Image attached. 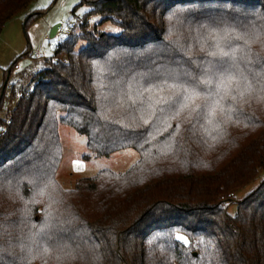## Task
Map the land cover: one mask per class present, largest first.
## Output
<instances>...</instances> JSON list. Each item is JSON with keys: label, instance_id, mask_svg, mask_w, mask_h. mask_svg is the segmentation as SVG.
I'll return each mask as SVG.
<instances>
[{"label": "trees", "instance_id": "obj_1", "mask_svg": "<svg viewBox=\"0 0 264 264\" xmlns=\"http://www.w3.org/2000/svg\"><path fill=\"white\" fill-rule=\"evenodd\" d=\"M31 1L0 0V31ZM85 2L78 32L56 45L29 86L12 88L15 104L0 123V264H264V176L228 212L264 171V0ZM91 15L119 33L89 29ZM225 31L221 47L234 56L201 52V43L216 44L209 32ZM189 48L192 59L181 50ZM216 61L222 70L210 69ZM185 70L213 79L205 91L221 75L241 86L229 85L212 117L210 101L175 118L166 106L149 108L169 94V71ZM149 84L164 91L143 93ZM59 123L85 136L91 156L133 148L138 158L62 189Z\"/></svg>", "mask_w": 264, "mask_h": 264}, {"label": "rangeland", "instance_id": "obj_2", "mask_svg": "<svg viewBox=\"0 0 264 264\" xmlns=\"http://www.w3.org/2000/svg\"><path fill=\"white\" fill-rule=\"evenodd\" d=\"M88 9L85 0H32L25 9L4 23L0 31V93L4 95L0 123L15 104L12 88L17 90L30 85L31 77L45 66V59L52 57L55 46L72 29L78 32L76 26ZM29 16L33 17L27 21ZM86 21L89 29L96 26L105 33H119L113 30L119 29L115 23L109 20L99 22V16L91 15ZM55 24L60 25L61 32L50 37V30ZM81 44L79 42L78 47ZM58 133L62 155L55 177L62 189H72L79 178L93 176L103 169L123 172L138 158L133 148L120 149L105 156H91L84 135L63 123L58 124ZM263 176L264 171L256 180L239 190L234 198L229 195L233 198L228 206L229 213H235V202L252 190Z\"/></svg>", "mask_w": 264, "mask_h": 264}, {"label": "snow or ice", "instance_id": "obj_3", "mask_svg": "<svg viewBox=\"0 0 264 264\" xmlns=\"http://www.w3.org/2000/svg\"><path fill=\"white\" fill-rule=\"evenodd\" d=\"M174 14H170L167 19L172 20ZM114 31H120V29H113ZM172 28H169L168 35H172ZM212 39L216 41V44L213 48V50L209 51L205 48V45L201 43L200 50L201 52H206L208 57H231L234 56L237 52V49H230L229 51H224L221 47V41H223L226 37H228V32L225 31L223 34L220 33H213L209 32L208 34ZM255 39L259 38V35L257 34ZM168 39V37H166ZM253 38L245 39V44L250 43ZM171 43L175 44L176 41H172ZM184 51V55L188 59H192V52L191 49H181ZM47 55H50V53H46ZM210 69L215 68L216 71H220L224 67L223 61H216L215 63L209 62ZM214 74V73H213ZM168 76L173 79L175 82L168 85V88L170 90L168 95H161L155 98L154 103H150L148 105L149 108H154L156 105L166 106L173 110V115L169 118H175L178 117L182 112L189 111V114L191 112L196 111L198 108H200L201 101H210L208 104L209 109V117H212L216 114L217 109L219 108L221 111L223 109L222 101L230 96L229 92V85H233L237 89L240 88V79L236 76H228L224 77L223 75L220 76L218 80L215 81V90H202V85H211L214 83L213 79L210 78L209 75H205L204 79H199L196 76H194L192 73L187 72L186 70L183 73H176L173 74L172 71H169ZM149 79H153L154 77L149 74ZM225 80L228 81V83H225ZM245 89L251 88V85L247 83V80L245 79L244 82ZM152 91L157 92H163L164 89L162 87H158L155 84H149L148 87L143 88V93H151ZM142 93H138L137 95H140ZM241 95L243 93H240ZM235 96H231V99L235 100ZM128 99L135 103V100L132 96H129ZM149 99L151 100L152 97L149 96ZM107 119V118H105ZM112 123H120L119 121H113ZM144 125L149 124L148 119L143 120ZM179 127V125H177ZM75 163V162H74ZM175 239L177 241L183 242V244L187 245L189 243L188 239L181 235L180 233H177L175 236ZM48 249L45 248V252H47Z\"/></svg>", "mask_w": 264, "mask_h": 264}, {"label": "water", "instance_id": "obj_4", "mask_svg": "<svg viewBox=\"0 0 264 264\" xmlns=\"http://www.w3.org/2000/svg\"><path fill=\"white\" fill-rule=\"evenodd\" d=\"M59 27V24H55L54 26H52L50 30V37H53L57 33Z\"/></svg>", "mask_w": 264, "mask_h": 264}, {"label": "built area", "instance_id": "obj_5", "mask_svg": "<svg viewBox=\"0 0 264 264\" xmlns=\"http://www.w3.org/2000/svg\"><path fill=\"white\" fill-rule=\"evenodd\" d=\"M70 29H71V28H70ZM70 29H69V30H70ZM59 32H61V28H60V27L58 28L57 33H59ZM55 49H57V46H55ZM1 132H2V129H0V133H1Z\"/></svg>", "mask_w": 264, "mask_h": 264}]
</instances>
